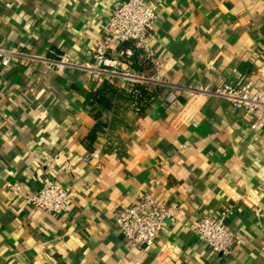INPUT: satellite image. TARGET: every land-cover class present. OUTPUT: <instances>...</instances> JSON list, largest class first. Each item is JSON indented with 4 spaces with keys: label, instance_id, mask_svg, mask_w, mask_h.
<instances>
[{
    "label": "crops",
    "instance_id": "crops-1",
    "mask_svg": "<svg viewBox=\"0 0 264 264\" xmlns=\"http://www.w3.org/2000/svg\"><path fill=\"white\" fill-rule=\"evenodd\" d=\"M123 1L0 0V46L89 62ZM146 1L158 5L152 48L177 89L171 104L77 71L41 77L33 67L25 77L24 60L0 66V264H264L257 132L230 104L194 91L230 84L234 71L264 79V0ZM46 181L69 189L66 215L32 210L5 189L34 193ZM145 192L173 219L152 247L129 249L113 216ZM226 210L241 246L220 257L194 232Z\"/></svg>",
    "mask_w": 264,
    "mask_h": 264
},
{
    "label": "built area",
    "instance_id": "built-area-1",
    "mask_svg": "<svg viewBox=\"0 0 264 264\" xmlns=\"http://www.w3.org/2000/svg\"><path fill=\"white\" fill-rule=\"evenodd\" d=\"M157 11L158 5L146 0H124L118 4L103 26L100 37L93 43L89 62L75 61L67 54L59 57L35 56L0 46V66L7 67L11 59L24 60L28 63L25 77L33 76V67H40L41 77L49 73L77 71L93 80L127 84L134 92L136 87L159 91L155 99L163 105L171 104L177 98V89L160 77L152 48V26ZM134 65L139 70H134ZM233 76L234 81L230 84L215 89L199 87L194 91L224 101L234 111L241 112L249 120L250 130L257 132L258 143L264 150V79L252 81L237 71L233 72ZM90 158H96V154L82 161L88 163ZM5 189L32 210L54 217L67 214V187L46 181L38 191L28 193L21 185L7 182ZM231 216V210L215 216H202L194 232L200 242L220 257L230 256L241 246L240 240L228 226ZM166 219H173L172 214L166 207L159 205L150 192L142 193L136 204L117 211L113 216L114 224L129 249L152 247Z\"/></svg>",
    "mask_w": 264,
    "mask_h": 264
},
{
    "label": "trees",
    "instance_id": "trees-1",
    "mask_svg": "<svg viewBox=\"0 0 264 264\" xmlns=\"http://www.w3.org/2000/svg\"><path fill=\"white\" fill-rule=\"evenodd\" d=\"M134 69L139 70V68H138L136 65H134ZM105 89L110 90V87H107V88H105ZM92 96L95 97V96H97V94L94 93V95H92ZM101 98H102V97H101ZM89 139H93L92 136H90Z\"/></svg>",
    "mask_w": 264,
    "mask_h": 264
}]
</instances>
